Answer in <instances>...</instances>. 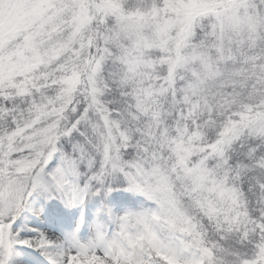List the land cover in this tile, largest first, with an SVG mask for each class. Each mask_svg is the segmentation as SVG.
I'll use <instances>...</instances> for the list:
<instances>
[{
  "label": "snow or ice",
  "instance_id": "1",
  "mask_svg": "<svg viewBox=\"0 0 264 264\" xmlns=\"http://www.w3.org/2000/svg\"><path fill=\"white\" fill-rule=\"evenodd\" d=\"M0 264H264V0H0Z\"/></svg>",
  "mask_w": 264,
  "mask_h": 264
}]
</instances>
